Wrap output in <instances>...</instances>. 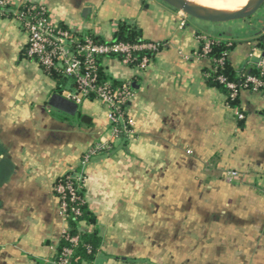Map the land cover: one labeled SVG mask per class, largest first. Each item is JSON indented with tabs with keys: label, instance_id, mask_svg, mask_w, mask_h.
<instances>
[{
	"label": "crops",
	"instance_id": "crops-1",
	"mask_svg": "<svg viewBox=\"0 0 264 264\" xmlns=\"http://www.w3.org/2000/svg\"><path fill=\"white\" fill-rule=\"evenodd\" d=\"M11 1L43 5L57 24L105 41L121 22L137 26L162 48L144 72L103 59L109 80L135 92L119 139L96 100L73 101L75 116L49 105L57 82L25 54L21 24L0 17V264H50L66 227L54 186L69 172L84 177L96 218L93 264H264V95L241 89L239 120L206 84L212 63L198 39L232 45L241 75L264 58V10L199 33L160 0ZM98 144L109 153L84 166Z\"/></svg>",
	"mask_w": 264,
	"mask_h": 264
},
{
	"label": "built area",
	"instance_id": "built-area-1",
	"mask_svg": "<svg viewBox=\"0 0 264 264\" xmlns=\"http://www.w3.org/2000/svg\"><path fill=\"white\" fill-rule=\"evenodd\" d=\"M11 0H0V17H5V8L11 7ZM16 19L28 34L27 55L35 60L38 65L48 74L51 70H57L65 78L74 82V92L65 91L63 95L66 99L80 103L82 99H89L95 96L105 110L106 118L112 127L114 136L117 138L121 130V124L125 134L130 131V106L135 98V92L129 82L114 86L109 80L105 83L99 82L98 58H119L122 63L133 70L144 72L151 66L154 57L160 52L162 44L158 42H146L142 44H130L118 41H108V43H98L84 32H77L57 24L43 5L30 3V7L25 13L17 12ZM199 41L204 43L202 55L207 57L214 42L206 37L199 36ZM260 41L264 47V33L260 36ZM143 55L141 58L138 55ZM224 59L219 61L222 65ZM260 71V76H248L245 80V87L256 93L264 95V58L260 59L255 66ZM221 83L226 84L231 91V98L238 97V88L234 83H226L223 77L219 78ZM230 107L229 105H227ZM231 108V107H230ZM235 115L239 120H244L245 115L238 109ZM108 144H98L88 150L85 154L83 165L86 166L91 157L97 155L103 149H109ZM233 176L236 173H232ZM71 180L69 175L64 181H57L54 191L60 201V213L66 223V227L61 233V241H66L70 246L57 250L56 255L50 264H71V258L75 247L79 244L78 236L69 234V220L74 215L80 217L82 212L79 208L70 210L69 204L81 201L77 194L78 188L84 186V177L74 175ZM84 227H87L83 223ZM81 264H89L82 261Z\"/></svg>",
	"mask_w": 264,
	"mask_h": 264
},
{
	"label": "trees",
	"instance_id": "trees-1",
	"mask_svg": "<svg viewBox=\"0 0 264 264\" xmlns=\"http://www.w3.org/2000/svg\"><path fill=\"white\" fill-rule=\"evenodd\" d=\"M30 7V3H25L18 8H5L6 18H14L17 12L27 14V11ZM88 36L92 37L98 43H108L104 39L100 37H96L91 33H87ZM112 41L118 42H125L130 44H142L148 41L142 38V32L137 26H132L127 23L121 22L118 24V28L114 33V37ZM233 46L229 45L225 42H214L213 46L211 47L210 53L207 57L210 59L212 63V68L210 70L204 71V78L205 82L208 86L217 88L222 94L226 96V103L230 107L237 109L239 107L238 97L235 99L231 98V91L227 88L226 84L221 83L219 81L220 77H223L226 83H234L238 88V93L241 89L245 87V80L248 76H260V71L258 69L250 68L247 71L243 72L239 75L236 70L233 68L232 64L229 61V54L232 51ZM203 45L200 49V52L203 51ZM25 54L27 55V48ZM143 55H150L149 53H142L138 55L141 58ZM103 57L98 58V75H99V82L105 83L109 81V77L105 72V69L102 65ZM224 59L222 65L219 64V61ZM48 75L57 82V90L59 94L64 92V89L67 85L74 87V82L68 78H65L61 73L57 70L49 71ZM114 86H119L122 83L117 81H111ZM239 96V94H238ZM89 100H95V96L91 95ZM119 130H121L118 134L119 139H124L126 134L123 131V127L121 124H118ZM130 130V127L127 126ZM111 149V148H110ZM110 149H103L100 151L101 153H109ZM85 155L83 157L82 163L84 161ZM71 175V180H74V173L69 172L63 175L57 181H64L66 178ZM78 196L80 197L81 201H76L69 204L70 210L74 208H79L82 212L80 217H72L69 220V234L71 236H78L79 237V244L75 247L73 256L71 258V264H81L82 261H86L89 264H93L95 257L99 251V247L101 244V238L99 236V231L96 227V218L91 213L88 208L86 199H85V189L84 186L78 188L77 191ZM83 223L87 225V227L83 226ZM70 246V244L66 241H61L58 247L59 252L63 247Z\"/></svg>",
	"mask_w": 264,
	"mask_h": 264
},
{
	"label": "water",
	"instance_id": "water-1",
	"mask_svg": "<svg viewBox=\"0 0 264 264\" xmlns=\"http://www.w3.org/2000/svg\"><path fill=\"white\" fill-rule=\"evenodd\" d=\"M169 6L181 11L189 17L205 21L208 23L221 24L228 23L236 20L248 19L254 16L264 5V0H258L256 5L251 9H246L243 12L235 13L227 16L216 15L209 11L194 7L183 0H161ZM86 12V11H85ZM49 105L60 112L66 113L71 116H75L78 111V105L73 101L66 99L65 97L54 94L49 102ZM83 121L87 120V117H83Z\"/></svg>",
	"mask_w": 264,
	"mask_h": 264
},
{
	"label": "bare ground",
	"instance_id": "bare-ground-1",
	"mask_svg": "<svg viewBox=\"0 0 264 264\" xmlns=\"http://www.w3.org/2000/svg\"><path fill=\"white\" fill-rule=\"evenodd\" d=\"M188 4L214 13L216 15L227 16L240 13L246 9H251L258 0H183Z\"/></svg>",
	"mask_w": 264,
	"mask_h": 264
},
{
	"label": "rangeland",
	"instance_id": "rangeland-1",
	"mask_svg": "<svg viewBox=\"0 0 264 264\" xmlns=\"http://www.w3.org/2000/svg\"><path fill=\"white\" fill-rule=\"evenodd\" d=\"M261 9L264 10V5L262 6ZM189 22L191 23V25L194 29L198 30L199 33L204 32V30H205L204 25H206L207 22L195 19L193 17H189Z\"/></svg>",
	"mask_w": 264,
	"mask_h": 264
}]
</instances>
